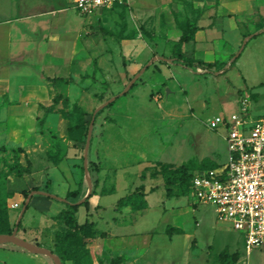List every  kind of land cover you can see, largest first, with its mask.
<instances>
[{
    "label": "rangeland",
    "instance_id": "rangeland-1",
    "mask_svg": "<svg viewBox=\"0 0 264 264\" xmlns=\"http://www.w3.org/2000/svg\"><path fill=\"white\" fill-rule=\"evenodd\" d=\"M45 5L48 11H66L28 21L26 28L31 23L48 28L38 34L49 40H28L33 51L13 71L41 83L42 76L54 74L52 99L43 88V103L53 104L54 111L43 121L38 111L27 116L19 132L10 121L11 129L0 138V210L17 224L30 203L17 235L57 252L70 247L76 233L68 228L66 213L72 212L65 199L82 188L85 197L70 200L82 204L89 197V207L81 206L75 216L105 231L94 229L85 238V264H111L118 257L104 248L110 233L135 241L127 264H220L224 250L239 253L236 264H264V244L248 253L244 232L219 220L214 205L198 202L190 192L168 197L161 174L165 164L191 163L195 171L224 166V131L207 122L238 111L240 98L249 97L252 119L264 117V33L253 36L264 29V0H130L91 16L81 15L70 0ZM187 21L202 31L179 43ZM55 43L61 50H54ZM114 96L110 106L98 105L102 97ZM91 115L95 124L86 157L83 124ZM18 163L31 165V173H18ZM138 189L144 191L146 211L125 206L118 224L117 201ZM168 225L183 233L170 237ZM61 232L71 235L63 243L57 238ZM22 252L32 254L0 244V264H35Z\"/></svg>",
    "mask_w": 264,
    "mask_h": 264
},
{
    "label": "built area",
    "instance_id": "built-area-1",
    "mask_svg": "<svg viewBox=\"0 0 264 264\" xmlns=\"http://www.w3.org/2000/svg\"><path fill=\"white\" fill-rule=\"evenodd\" d=\"M70 1L81 15L91 16L130 0ZM239 103L238 111L208 120L209 128L224 131L228 161L221 167L194 172L190 194L198 202L214 205L219 220L244 232L249 253L264 244V117H250L249 97L240 98Z\"/></svg>",
    "mask_w": 264,
    "mask_h": 264
},
{
    "label": "crops",
    "instance_id": "crops-1",
    "mask_svg": "<svg viewBox=\"0 0 264 264\" xmlns=\"http://www.w3.org/2000/svg\"><path fill=\"white\" fill-rule=\"evenodd\" d=\"M47 1L48 0H0V138L4 136L6 137V134L11 129L10 126L8 125L10 121L15 122V126L17 127V132H19L20 130L22 131V128H24L22 123L25 122L27 116L28 117L30 115L35 116L34 112L38 111L36 115L39 116V121H43V120H47L49 114L54 111L53 109L50 112H47V108L51 106V104L45 106L43 103V99L46 98L44 96V93L46 91H47V95L49 96L48 98L50 99L53 98V93H56V90L54 92V87L52 84V79H55L54 74L47 75L46 78L45 76H42L44 82L41 83L35 81L34 79H29L31 77L28 78L27 75H23L21 72L17 73V71L16 72L15 70L13 71L14 65L21 64L20 62L21 59H24V57L27 54L33 51L32 50L33 46L32 48L28 47L30 46L28 40L34 39L37 41L38 39H41V42L42 41L48 42L49 40V38L45 37V35L43 36L42 34L43 38H41L39 37L38 34L39 32H43V31H44L43 33H45V31H48V28L43 27L42 30H39L41 29V26L39 25L32 26V23L29 24L31 25V28L30 27L26 28V24L28 23V21H31L34 17H40L41 19H45L46 17H49L51 15L56 17L57 12L63 13L66 11V9L63 7H60L57 10L52 9L51 11H48V6L46 7L45 5V2ZM41 21H42V25L45 26L44 25L45 21L44 20ZM51 24L52 26L54 25L53 23ZM198 27L199 30L195 32L196 34L202 31V28L200 26ZM261 33L262 34L264 33V29H260L257 33H254L253 36ZM245 44H247V42ZM62 46H63L62 44L55 43L54 50L55 49L61 50ZM51 48L52 47H50L49 49L51 50ZM54 53L60 59L62 58V56H64L62 51H56ZM71 57H73V51L69 57L65 58V60H69ZM164 60H168V59L165 58ZM53 68L54 67H52L51 64L50 69L53 70V73H55V70ZM45 79H48V81H45ZM132 85L133 83L130 84V86ZM43 88L45 89V92L43 91ZM13 89L16 90V93L14 94L12 93ZM51 89L53 90L51 91ZM58 89L59 90L57 91L61 93L60 90L61 88L58 87ZM128 90L129 88H125L122 94L128 92ZM59 93L56 94V96L60 95ZM116 98L117 96H114L113 98L108 99L100 106H104V105L108 106L110 104L109 103L110 100L112 99L115 100ZM32 105L35 106L40 105V107H38L37 109L35 107H32ZM42 114H44V119L42 117ZM63 122H65V120L60 119L59 123L62 124ZM80 209L81 206L79 207L78 211ZM127 209L128 207L117 209V211H119L118 213L120 214V216L116 218L118 224L124 221L123 212L126 211ZM146 209L147 208L143 210L146 211ZM88 213H90V211ZM137 215H141V213L136 214V217ZM86 221L87 218L85 219L84 222H80V220L78 219V222L80 224H83ZM103 233H105V231H103ZM173 235H169V236L172 237ZM35 237H36L35 235H32V238ZM113 237L116 239L114 245L111 243V241L113 242L112 240ZM106 241L109 243L107 245V243L105 242L104 248L106 247L107 249H109V251L113 253H118V256L123 257V261L121 264H127L128 262H131L130 260L135 254L133 253V251H129V249L132 250L133 247L136 246L135 241H127L126 238L124 237L121 238L120 234L114 236L111 233L106 238ZM11 249L15 250V248L14 249L11 248ZM126 253L127 255H131V257L128 258ZM22 254L26 255L35 264L55 263L54 260L49 256L46 255H45L46 257L41 256L43 254H34V253L24 254L23 252ZM135 258L137 257H134L133 260ZM66 262L67 264H73L71 260H68ZM1 264H5V263H1ZM83 264H85V261L83 262Z\"/></svg>",
    "mask_w": 264,
    "mask_h": 264
},
{
    "label": "trees",
    "instance_id": "trees-1",
    "mask_svg": "<svg viewBox=\"0 0 264 264\" xmlns=\"http://www.w3.org/2000/svg\"><path fill=\"white\" fill-rule=\"evenodd\" d=\"M197 30H199L198 26L190 27V22L187 21L186 24L182 26L183 32H182L181 37L179 38V43H185V42L190 41L192 37L195 35V32ZM233 62H235V60ZM209 65H212V64L209 63ZM59 97L60 95H57L54 101L56 102V100H58ZM106 101L107 100L104 97H102L98 105L100 106ZM111 104L112 103H110L108 106H110ZM53 109L54 107L53 105H51L47 108V112H50ZM77 109L83 115V117L84 116L87 117L89 115L83 109L81 108H77ZM94 117L95 116L91 115L89 120H87L85 124H83L84 127L82 126L84 128L83 139H82L84 143L83 151L85 150V144L88 138L90 124L92 123V121H93V125L95 124ZM76 127L77 125L71 129L74 130ZM190 164L191 163H186L176 168H172L173 166L171 164H165L162 166L163 169H162L161 174L163 175L164 180H165V187L167 188L168 197H173V196L180 197V196L187 195L189 192L191 193V181L194 176V172L196 171L192 170V167ZM217 167L218 166H214L212 168H217ZM208 169H211V168H208ZM16 170L20 174H23V173L30 174L32 168H31V165L23 166L21 163H18ZM201 170H204V169H201ZM35 189L40 190V188L38 187H36ZM81 189L82 188H79L78 190L74 192H70V194H68L65 199V203L68 205L67 211L72 212V214H68V212L66 213L67 222L69 224L68 228L70 230H75L76 237L75 236L74 237L76 239V242L72 243L71 241H69L70 247L62 249L59 252L52 250L53 253H55L56 255L60 257L62 264H65L66 261L68 260H71L73 264H83L85 257L83 254H81V252H83L82 250L85 249L84 248V246L86 245L85 238L90 237L91 234L89 232L90 231L92 232L94 229H95L94 230L95 233L100 232L97 229L96 225L93 226V222L91 221L89 222L87 220L85 223L80 224L78 222L77 217L75 216V213L78 211L80 206L82 205L86 206L87 209L89 207V197L82 204H76V202L74 204L70 200V198L77 197V196H79V199L84 198L87 193V189L82 190V191ZM29 205L30 203L27 205L25 213L27 209L29 208ZM125 206H131L136 211L147 208L148 203L145 200L144 191H142L141 189H138L132 193H128L125 196L121 197L117 202V209H121ZM25 213L23 215V218L25 216ZM23 218L21 219V221H19V223L11 224L9 221L8 215H7V210H4V211L0 210V234H12L15 227H18V231H19L21 229ZM166 232L168 235L183 233L182 229H180L177 226H172V225L167 226ZM65 233L66 232L57 233V238L59 242L63 243V241L68 238V236H71L70 234H65ZM102 233L103 232H100V234ZM36 244L38 246H41L40 243H36ZM239 258H240V255L238 252L229 253L227 250H224L220 254V264H236L239 261ZM122 261H123V257L118 256L111 264H121Z\"/></svg>",
    "mask_w": 264,
    "mask_h": 264
},
{
    "label": "water",
    "instance_id": "water-1",
    "mask_svg": "<svg viewBox=\"0 0 264 264\" xmlns=\"http://www.w3.org/2000/svg\"><path fill=\"white\" fill-rule=\"evenodd\" d=\"M113 100L114 99L110 100V102L113 101ZM92 127H93V121L90 124L89 132H88V138H87V141H86V150H85L86 157H87L88 151H89V143H90V140H91ZM148 191H149V189H148ZM48 195H50V194H48ZM30 197H32V196L30 195ZM28 204L29 203L26 202V205L24 206V208H23V210H22V212L20 214L19 221H21ZM17 232H18V227H15V229H14L12 234H0V244L12 243V244H15V245H17L19 247H22V248H24V249H26V250H28V251H30L32 253L43 254V255L49 256L50 258H52L54 260L55 264H62V261H61L60 257L58 255H56L55 253H53L51 249L43 247V246H38L37 244L31 243V242L19 237L17 235Z\"/></svg>",
    "mask_w": 264,
    "mask_h": 264
}]
</instances>
